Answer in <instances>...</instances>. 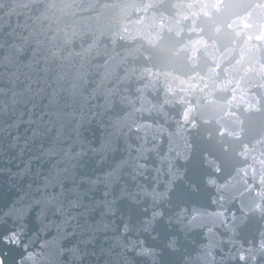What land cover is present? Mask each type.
<instances>
[{
    "label": "water",
    "instance_id": "1",
    "mask_svg": "<svg viewBox=\"0 0 264 264\" xmlns=\"http://www.w3.org/2000/svg\"><path fill=\"white\" fill-rule=\"evenodd\" d=\"M264 35V0H0V264H163Z\"/></svg>",
    "mask_w": 264,
    "mask_h": 264
}]
</instances>
